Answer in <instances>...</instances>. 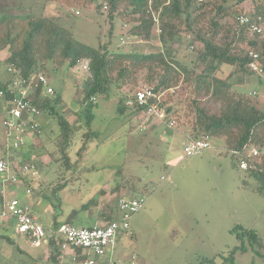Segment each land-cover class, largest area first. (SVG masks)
Returning a JSON list of instances; mask_svg holds the SVG:
<instances>
[{"label":"rangeland","instance_id":"374dc122","mask_svg":"<svg viewBox=\"0 0 264 264\" xmlns=\"http://www.w3.org/2000/svg\"><path fill=\"white\" fill-rule=\"evenodd\" d=\"M63 1L0 0V14H43L53 19H63L58 23L77 40L94 47H107L111 52L133 51L148 55L167 49L161 42L158 24L153 28L150 40L136 39L130 34L136 25V18L123 21L117 15L110 19L105 3L102 13L98 14L92 3L82 9L81 5L69 6L68 2ZM257 7L264 10V0H248L239 8L241 14H250ZM125 8L121 7L120 11ZM262 34L260 38L264 41V32ZM185 36L173 43L171 57L193 69L195 51L203 46L198 43L188 50ZM241 49L244 52L249 46L244 43ZM262 62L264 65V57ZM234 71V68L224 67L219 76L225 79L230 75V80L237 84L240 77ZM89 75V72L78 67L70 73L63 69L50 75V85L63 94L64 102L59 111L71 122L76 119L77 102L82 98L81 94L76 93L75 84ZM6 77L7 68L1 62L0 78L5 80ZM242 78L244 84L235 86L233 92L251 95L253 103L264 109V74L261 83L258 82L260 79L249 75ZM183 79L163 93L165 109H170L167 122L143 113L119 115L115 96L98 102L91 128L98 136L88 142L86 158L96 167L105 168L95 174L97 177L94 180L74 182L61 193L60 215L56 214L54 207L58 199L52 195L51 181L57 176L56 171L61 173L58 164H65L60 159L62 150L72 160L80 157L78 151L83 146L85 127L82 123L72 124L71 139L63 146L57 137V119L49 115L41 116L39 119L42 123L47 122L43 126L44 139L38 145L37 158L42 171L40 179L32 185L39 194L27 195L24 186L15 187L16 191L12 193L23 205H29L41 223L51 229H55V223H65L72 210H80L91 199H95L97 204L89 212H80L76 226L95 227L96 222L90 219L88 213L95 212L94 215L98 216L99 209L116 213L117 201L121 196L144 197L145 207L131 219L133 236L121 234L118 237L115 260L121 264H230V261L224 262L223 258L240 246L235 233L238 228L257 233L262 243L261 250L257 251L264 254V196L253 192L250 187L242 186V181L254 185L256 181L233 165L224 138H210L211 148L200 154L188 157L184 152L185 144L193 140L190 133L196 120L194 99L198 98L217 115L221 105L211 101L205 93L197 95L192 81ZM151 87L146 72H142L138 75L137 83L124 88V93ZM171 122L174 125L168 127ZM0 132L4 136L1 120ZM111 174L116 175L118 180L106 182L105 177ZM117 185L125 186L124 190L114 193L113 187ZM8 195H11V191ZM97 222L98 226H103L108 221L99 218ZM25 244L17 249L0 242V264H53L48 253L37 255L35 248ZM245 246L247 248V241ZM260 254L251 250L238 252L234 256L235 264H264Z\"/></svg>","mask_w":264,"mask_h":264},{"label":"trees","instance_id":"16d2710c","mask_svg":"<svg viewBox=\"0 0 264 264\" xmlns=\"http://www.w3.org/2000/svg\"><path fill=\"white\" fill-rule=\"evenodd\" d=\"M246 1L248 0L63 1L68 2L69 6L81 5L82 9L92 3L96 6L98 14L102 13L105 3L110 19L117 15L121 16L123 21L131 17L136 18V25L130 32L136 39L150 40L152 30L158 24L161 30V42L167 49L148 55L133 51L111 52L107 47L87 45L77 40L68 29L58 23L63 19H53L43 14L28 16L0 14V54L4 57L2 63L7 69L11 68L13 71L10 75L12 81L4 82L0 78V92L5 93L4 101L11 108V101L24 93V87H16L15 81L25 82L22 85L26 86L34 76L44 75L50 82L52 73H59L63 69L70 73L82 61H88L89 77L75 84L76 93L81 94L82 98L77 102L78 107L74 113L76 119L73 122L59 111L64 102L61 91L54 88L53 95H46L43 94L42 85L35 84L27 92V99L38 109V121L44 115L57 119L59 128L57 137L62 141L63 146H66L71 139L72 124L84 125L83 146L78 151L79 158H82L87 151L88 142L98 136V133L91 128L95 119L94 111L99 101H107L115 96L118 104L117 113L135 116L143 113L146 108L140 106L132 108L127 105V102L133 92L141 88L129 90L127 93H124V88L135 85L140 73L146 72V79L156 94L164 93L176 86L184 77V81H192L197 95L205 93L211 101L221 105L220 113L217 115L207 109L198 98L194 99L196 120L190 133L191 138L193 140L224 138L228 152L232 155L233 165L236 169H241L240 163L246 159L249 167L244 171L256 181L255 185L242 181V186L250 187L253 192L264 196V109L253 103L251 95L233 92L235 86L244 84L242 76L256 77L260 79L258 81L260 83L262 77L252 71L249 64L253 60L250 52L258 54V61L263 64L264 41L260 38L263 34L252 33L248 25H242L238 21L241 15L239 7ZM123 6L126 8L120 11ZM249 15L255 21L258 17H262L264 25V10L257 7ZM183 36L186 37L185 44L188 50L198 43L203 46L202 49L195 51L193 69L171 57V46L180 41ZM244 43L249 46V49L243 52L241 45ZM224 67L234 68V72L239 74L237 84L230 80V75L225 79L219 76L224 71ZM194 74L195 77H193ZM164 96L163 99H165ZM94 98L96 101H93ZM166 113L167 122L170 109H167ZM4 119L5 114L0 112L2 124ZM40 128L36 130L37 134L41 133ZM23 149L15 150V155L2 157L11 161L12 168L20 158H22L21 163L34 161L36 156H31L29 153L26 155ZM252 149L258 151L257 157H249V151ZM60 159L64 160L65 164L71 163V159L64 150ZM36 181L38 180L26 183V187L31 188L35 196L39 194L32 188ZM66 186V183L51 186L53 197L58 199V204H54L56 211H60L61 193ZM124 187L114 186L113 192L120 193ZM96 204L97 201L91 199L80 210H72L65 223L75 225L80 212H89ZM119 217L120 214L114 213L113 210L104 215L108 222ZM54 225V228L58 226L56 223ZM46 228L50 229L48 226ZM235 233L240 246L234 248L227 258L224 257V262L230 261V264H235L234 256L238 252L244 253L251 250L260 254L257 250H261L262 243L257 233L242 228L236 229ZM0 240L9 245L15 243L4 233H0ZM245 241L249 246L247 248ZM49 243L54 247L52 260L55 264H59L60 248L54 240ZM260 257L264 259V254H260Z\"/></svg>","mask_w":264,"mask_h":264},{"label":"built area","instance_id":"2783aa9c","mask_svg":"<svg viewBox=\"0 0 264 264\" xmlns=\"http://www.w3.org/2000/svg\"><path fill=\"white\" fill-rule=\"evenodd\" d=\"M238 21L242 25H248L252 33L262 34L264 25L262 17L253 20L249 14H241ZM161 32V30H160ZM253 60L249 66L252 71L258 74H264V65L259 63V55L250 52ZM84 72H89V62L82 61L77 66ZM12 69H7V81L11 80ZM25 82L15 81L16 87H24V93L21 97L14 98L11 101V108L4 101L5 93L0 92V112L5 114L3 122L6 138L9 147L13 150H20L27 144L26 134L35 132L40 127L37 116L38 109L32 105L27 99V92L32 89L35 84L42 85L43 94L53 95L54 88L50 85L49 79L44 75L34 76L30 83L23 86ZM93 101H96L94 98ZM129 107H145L143 114L159 121H166V109L163 106V93L156 94L152 88H141L133 92L128 100ZM174 122L168 124L172 127ZM209 138L205 140H191L184 146L186 156H194L202 153L206 149L211 148ZM258 151L252 149L249 151V157H257ZM249 163L246 159L240 163V168L246 170ZM41 168L39 163L34 160L28 162H16L12 168L11 161L0 157V175L14 186H24L26 194L31 195L32 190L26 187L27 181L40 179ZM146 205L144 197L128 198L120 197L117 207L120 217L111 222H107L103 226H95L93 228H84L69 223L59 224L55 229L47 230L39 219L33 215L29 205H23L18 197L12 198L6 205V210L1 213L2 217L12 216L16 219V233L26 237L34 247H40L45 242L54 240L56 245L62 252H70L73 262L81 264H99L98 260L108 258L109 251L113 248L118 240L120 233L130 234L131 219L139 213ZM83 257V259H81ZM133 257V261H134ZM114 264H121L120 262ZM135 264V262H132Z\"/></svg>","mask_w":264,"mask_h":264},{"label":"crops","instance_id":"0c3cea01","mask_svg":"<svg viewBox=\"0 0 264 264\" xmlns=\"http://www.w3.org/2000/svg\"><path fill=\"white\" fill-rule=\"evenodd\" d=\"M3 58L4 57L1 54L0 55V64H1V62H3ZM7 78L5 80H2V81L6 82ZM46 123L43 124L42 120L39 119V124H40V127H41L40 129L42 130L41 133L37 134V132L35 133V132H28L27 131V134H26L27 144H26V146L24 147L23 150L26 152V155H28V153L31 156L35 155L36 156L35 160L37 162L39 161V158H37V155H39V153H38L39 152L38 151V148H39L38 145H39L40 141H43V139H44L43 136H42L43 135V126H45ZM51 128H53V126H51ZM3 129H4L5 139H4V136H2V134L0 132V157H2L4 155L6 157H9L12 154L15 155V150H13V149H11L9 147V143H8L7 138H6V132H5L4 125H3ZM187 141L188 140L186 139V142ZM87 151H86V153L83 154L82 158H78L76 160H72L71 159V163L70 164L69 163L58 164L61 173L56 171V173H58V174H57V176H55V179L53 181H51L52 186L57 185V184H65L66 183L67 184L66 188H68L69 185L70 184H74V182H82V181L88 182L90 180H94V178L97 177V176H95V174L99 173L102 170H104L103 168H105V167H103V168L100 167L99 168V167H96L95 164L89 163V160L86 158ZM20 161H22V158L19 159V162ZM39 166H40V164H39ZM116 180H118V178L114 174H111L110 177H107V176L105 177V181L106 182L116 181ZM15 187H21V186L11 185L10 182L5 180V177L0 175V233L7 234L15 242L13 245H10V246H14L17 249H19V248H21L23 246V244L25 242L26 244H30L33 248H35L34 253L37 254V255L41 254V253H48V255L50 256L51 261L53 262L52 253H54V247H52L49 242L43 243L40 247H34L26 237L16 233V219L14 217H12V216L2 217L1 213L6 210L7 203L12 198L17 197L15 195V193H12V192L16 191ZM12 189H14V190H12ZM10 191H11V195L9 196L8 193H10ZM118 201H119V199H118ZM118 201H117V204H118ZM98 212H99L98 216L94 215L95 212H92L90 214L88 213V215L90 216V219L95 220V222H96L95 226H98L97 219L104 218V215L106 213H108L106 211L104 212L103 209H99ZM117 212L119 213L118 207H116V213ZM61 213H62L61 208H60V211L59 210L56 211L57 215H60ZM33 215H35L34 212H33ZM95 216H96V219L94 218ZM7 218H9V220ZM5 223H7V224L4 225ZM11 232L13 233V235H11ZM121 234H126V233H120V235ZM125 236H127V237L128 236H130V237L133 236L132 228H131L130 234H126ZM0 242H5V241L0 240ZM116 247H117V243L109 251L108 258L105 259L104 261L103 260H98V261H100L99 263H101V264H114V263L120 262L119 260H115V254L118 251V249ZM19 260H21V258H19ZM58 263L59 264H81L80 262H73L71 260V253L69 251L68 252H62L61 250H60V256L58 257ZM53 264H55V263L53 262Z\"/></svg>","mask_w":264,"mask_h":264}]
</instances>
